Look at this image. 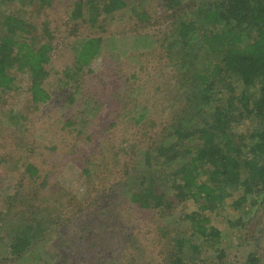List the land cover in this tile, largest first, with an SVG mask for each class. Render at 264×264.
Segmentation results:
<instances>
[{"label":"trees","instance_id":"obj_1","mask_svg":"<svg viewBox=\"0 0 264 264\" xmlns=\"http://www.w3.org/2000/svg\"><path fill=\"white\" fill-rule=\"evenodd\" d=\"M50 1L8 0L14 9L0 15V93L17 89L16 73L27 74L25 93L35 105L52 98L44 84L51 75L56 36L49 20L30 22L27 10L33 5L42 10ZM154 1L163 13L170 12L167 27L173 31L156 42V48L146 35L151 48L142 50L153 54L157 49L162 59L168 58L171 78H160L146 94L128 88V95L109 102L86 89L78 106L81 113L66 117L60 129L75 130L90 141V123L100 122L102 109L110 119L108 128L122 125L123 118L124 126L131 125L112 136H125L128 147L118 143L120 150L114 149L110 158H84L81 172L90 187L83 201L54 180L56 161L46 159L52 147L38 150L45 164L28 154L14 190L0 191V264L40 261L35 253V260L28 256L52 235L54 245L67 250L61 231L69 225L78 227L72 231L79 233L72 242L76 254L117 244L126 257L115 264H263L264 220L252 226L250 233L261 234L251 236L253 246H247L237 261L227 253L233 246L225 244L226 230L211 222L227 206L264 211V0ZM122 10L144 24L157 15L135 1L129 5L124 0H79L70 19L98 27L103 17L114 18ZM102 44L100 36L72 42L70 63L62 70L65 87L78 88L84 68L90 71ZM136 60L143 69L148 63ZM66 97L74 104L70 91ZM53 150L63 154L58 147ZM104 164L107 170L111 166L109 173H117L120 185H96L94 172ZM188 200L197 209L184 215L187 230H181L172 212ZM126 202L134 212L121 209ZM39 211H44L42 216ZM138 213L144 220L140 230L135 227ZM224 224L238 229V234L250 225L241 217L227 218ZM142 234L153 237L145 238L150 247Z\"/></svg>","mask_w":264,"mask_h":264},{"label":"rangeland","instance_id":"obj_2","mask_svg":"<svg viewBox=\"0 0 264 264\" xmlns=\"http://www.w3.org/2000/svg\"><path fill=\"white\" fill-rule=\"evenodd\" d=\"M76 1L79 0H51L50 6L44 7L42 10H38L37 5L30 6L27 10V13L30 14L27 16L30 22L40 23L43 20H49L50 27L53 28L56 36L53 43L56 49L53 51V61L50 64L51 75L44 84L45 88L51 92L52 98L47 103L37 105L30 102L28 93H25L28 75L19 72L15 74L16 81L20 82L19 85L16 82L17 89L0 93V191L5 189L8 193L14 190L17 180L21 177L23 162L27 160L28 154L34 158L36 156L38 162L45 164L38 150L42 147H52L51 154L47 150H45V153L50 154L46 156L48 162L53 163V160L56 161V177H54V180L59 181L65 189L73 192L79 201H83L87 196L88 187H90L81 172L84 158L96 157L101 160L104 154H107L106 156L110 158L111 152L118 148V143H122V146L127 148L129 140L125 139V136L122 139L120 137L117 139L112 138V136L115 135L116 130H119V132L122 128L126 130L129 128L130 130L131 125L124 126L125 119L123 118L120 120V122H123L122 125L108 128L110 119L102 114L101 109L98 113L101 119L100 122L90 123L91 128L94 130V136H92V140L87 141L85 135L75 132V130L71 132L62 131L61 126L66 125L64 119L81 113L78 106H82L81 97L86 95L85 91L89 87L102 97V101L109 102L110 98L113 99L115 96V98H121L123 94L124 96L128 95V88L134 87L137 88L136 91L141 90L146 94L160 78L168 80L173 74L172 65L168 62V58L162 59L157 49L153 54H149L150 50H142L146 46V48H151L152 41L146 39V35L152 37L153 43H155L153 46L156 48V42L159 44L173 31L171 29L169 32V27H167L166 16L170 12L163 13L164 10L159 1L157 3L154 0H124L129 5L134 1L135 3L140 2L152 15L157 14L153 15L154 20L152 17L148 24L139 23L132 17L130 11L122 10L114 18L103 17L98 27H90L88 23L83 22L80 18L70 19L71 9ZM13 9L14 7L10 2L8 3V0H0V15L6 10L12 11ZM82 36H100L103 39V44L100 52L88 68L90 71L84 68V72H82L78 81V88H73V85L65 87L62 84V80L65 79L62 78V70L65 65L70 63L69 56L72 42L81 40ZM137 57L141 59L140 64L144 65L145 61L148 62L144 69L139 67ZM139 71L141 73L136 74L135 78L131 76V74ZM125 90L128 93H125ZM69 91L74 104H70L67 100L66 93ZM75 119L77 122L80 121L77 118ZM54 147L61 149L63 154L54 151ZM33 150L35 151L33 152ZM119 150L118 148L117 151ZM91 153H94V155L91 156ZM64 155L69 158H65ZM62 159H71L69 160L71 162L63 164ZM110 167L107 170L104 164L100 166L98 171L94 172L93 179H95L97 186L107 183L111 186L115 183L120 185V181L115 179L117 173L112 168L113 173H109ZM123 204L124 207L121 209L134 212L132 205L127 202ZM195 209H197L196 205L191 200L182 202L174 208L172 220H177L180 223L181 230H187L184 215ZM252 209L248 205L240 209H232L227 206L211 222L220 229L226 230L225 244L233 246V249L230 248L231 251H227V253L229 258L236 261L244 257L248 251L247 246H253L249 241L251 236L261 234V232H250L253 231L252 226L258 227L256 225L258 221L264 220V211L254 213V209ZM43 212L39 211L37 215L42 216ZM139 213L136 217L135 227L140 230L144 220H142L143 216ZM44 216L46 217V214ZM240 217L243 221H248L250 225H247L246 229L239 234L238 229L227 228L224 224L227 218L233 221ZM97 222L98 220L94 223L91 222L90 227ZM73 230L78 231V227L75 229L73 225H69L61 231L65 244L68 245L67 250H62L54 245L52 235L45 244L43 243L37 249H33L28 259L35 260V253L40 261L34 264H115V262L121 260V257H126L120 253L122 249L119 245L106 243L92 249L84 248L85 253L83 251L80 255L76 254L77 252L75 253L74 249L77 246L75 242L73 244L72 242L79 233L72 232ZM93 231L96 232L97 230L93 227ZM141 238L146 240L145 238L153 237H144V234H142ZM258 238L260 241L262 240V237L261 239ZM86 244H89L88 240ZM145 244L150 247L151 241L146 240ZM262 254V263L264 264V248ZM86 257L90 258L89 263L84 260Z\"/></svg>","mask_w":264,"mask_h":264}]
</instances>
